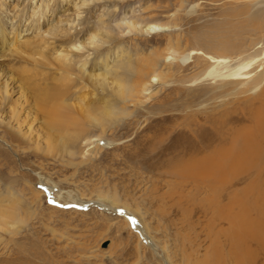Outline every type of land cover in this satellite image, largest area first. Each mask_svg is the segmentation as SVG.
I'll use <instances>...</instances> for the list:
<instances>
[{"label": "rangeland", "instance_id": "rangeland-1", "mask_svg": "<svg viewBox=\"0 0 264 264\" xmlns=\"http://www.w3.org/2000/svg\"><path fill=\"white\" fill-rule=\"evenodd\" d=\"M102 9L114 43L121 42L136 66L157 59L143 74L156 80L148 92L120 100L116 116L103 124L87 121L84 135L92 141L73 142V154L27 148L0 131V215L6 216L0 264H239L228 202L238 199L240 211L254 204L250 214L260 219L264 169L240 171L226 184L189 171L184 161L204 155L201 148L219 133L209 121L221 122L220 134L230 138L243 123L227 113L262 95L264 0H100L75 17L76 28L96 27ZM124 17L162 29L123 31L115 22ZM198 50L226 61L210 64L192 53ZM187 54V61L179 59ZM248 62L253 76L244 82L263 78L254 93L212 76ZM39 176L54 188L43 187ZM75 195L93 205L72 200ZM98 198L117 205L105 211L94 205ZM253 240L246 242L250 264H264V250Z\"/></svg>", "mask_w": 264, "mask_h": 264}, {"label": "bare ground", "instance_id": "bare-ground-1", "mask_svg": "<svg viewBox=\"0 0 264 264\" xmlns=\"http://www.w3.org/2000/svg\"><path fill=\"white\" fill-rule=\"evenodd\" d=\"M97 1L100 0H0L2 137L10 136L27 148L38 149L44 145L47 150L52 148L56 151V155L73 154L70 147L73 142L84 139L92 141L91 137L84 135L87 121L90 123L91 120H97L103 124L106 117H114L120 107V100L137 97L151 88V83L156 79L153 77L148 80L143 74L155 67L157 59L148 60V63L135 62L139 64L136 66L121 42L114 43L117 40L116 33L111 22L106 19L105 8L98 12L96 27L93 24L87 30L86 27L76 28L81 12L91 2ZM115 24L123 31L154 32L162 29V25L156 23L142 25L135 19L125 17L116 19ZM105 47L107 50L102 53ZM195 52L204 55L210 64L218 65L226 61V58L206 54L201 50L192 53ZM93 53L97 55L93 56ZM190 55L180 56L179 59L187 61ZM2 59L5 62H1ZM251 65L248 62L237 69L227 67L222 72L214 71L212 76L227 78L229 83H240L242 92L254 93L263 78H252L253 80H248L249 83L244 82L253 76L250 75ZM262 91L261 97L247 100L241 112L227 113L243 123L233 130L234 135L230 138L220 134L221 122L209 121L212 125H220H215L219 133L201 148L202 152H206L204 155L184 161V166L189 171L212 175L217 180H226L228 184L229 178L233 179L240 171L264 169V90ZM39 177L43 187L48 190L54 188L49 181L46 183L42 176ZM262 199V206L257 208L260 219L251 216L252 208L255 210L254 204L250 205L251 208L240 211L238 199L228 202L230 238L234 249L232 256H235L239 264L243 261L250 264L253 261L254 254L246 244L247 239L256 240L264 250V196ZM72 200L84 205L93 203V200H84L79 196ZM96 200L99 201L96 205L106 211L117 205L111 199ZM216 208L214 210L218 212V206ZM5 217V212L0 215V223Z\"/></svg>", "mask_w": 264, "mask_h": 264}, {"label": "water", "instance_id": "water-1", "mask_svg": "<svg viewBox=\"0 0 264 264\" xmlns=\"http://www.w3.org/2000/svg\"><path fill=\"white\" fill-rule=\"evenodd\" d=\"M50 196V195H49ZM50 197H52V196H50ZM90 205H93V203H91ZM94 205H96L95 203H94ZM89 206V205H88ZM97 206V205H96ZM106 211V210H105ZM134 224V223H133ZM107 245V241H104V242H102V244H101V246L102 247H105Z\"/></svg>", "mask_w": 264, "mask_h": 264}]
</instances>
